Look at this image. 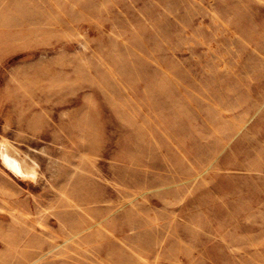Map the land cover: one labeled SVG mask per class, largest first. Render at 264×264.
Here are the masks:
<instances>
[{
  "label": "rangeland",
  "instance_id": "374dc122",
  "mask_svg": "<svg viewBox=\"0 0 264 264\" xmlns=\"http://www.w3.org/2000/svg\"><path fill=\"white\" fill-rule=\"evenodd\" d=\"M0 264H264V0H0Z\"/></svg>",
  "mask_w": 264,
  "mask_h": 264
}]
</instances>
